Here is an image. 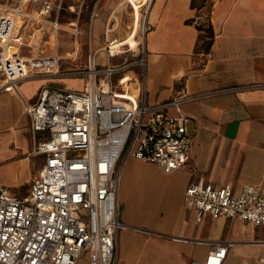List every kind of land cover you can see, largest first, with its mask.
Segmentation results:
<instances>
[{
	"label": "crops",
	"instance_id": "1",
	"mask_svg": "<svg viewBox=\"0 0 264 264\" xmlns=\"http://www.w3.org/2000/svg\"><path fill=\"white\" fill-rule=\"evenodd\" d=\"M123 1L109 11L103 42L97 39L101 27L98 16L104 4L99 6L95 0L90 6L87 58L107 40H124L131 47L137 44L134 36L143 14L136 5L138 0H130L135 18L131 28L123 21L125 26L119 30L116 9ZM205 1L201 9L192 7L191 0L150 2L146 20L151 30L144 38L147 104L178 94L198 97L181 105L190 137V159L184 168L164 173L153 163L131 157L134 168L126 171L118 188L119 219L126 227L118 233L117 264H200L213 248L212 241L234 242L221 264H256L257 257L264 255V246L252 243L264 239V226L209 216L196 222L195 210L184 202L186 187L197 182L228 185L234 193L249 184L264 194V0ZM147 2L143 0L144 11ZM205 13L212 39L204 52L199 38L204 32L197 26ZM126 29H130L127 35ZM138 56L136 48L112 56L110 62L118 65ZM63 59L61 55L60 62ZM95 61L97 66H104L105 53L98 51ZM131 71L140 79L137 68ZM77 79H81L77 90L58 87ZM83 86L84 80L78 76L44 77L23 80L14 91L0 92L1 184L31 185L38 176L32 178V149L39 135L37 139L32 136L26 109L37 101L40 90L80 91Z\"/></svg>",
	"mask_w": 264,
	"mask_h": 264
},
{
	"label": "built area",
	"instance_id": "2",
	"mask_svg": "<svg viewBox=\"0 0 264 264\" xmlns=\"http://www.w3.org/2000/svg\"><path fill=\"white\" fill-rule=\"evenodd\" d=\"M1 1L0 92L14 91L23 80L44 77L78 76L84 86L80 91L43 87L26 109L30 132L34 138L39 135L32 153L43 155L44 162L29 192L21 197L0 183V264H78L82 254L87 255V264H117L118 233L126 227L118 211L122 165L133 157L157 165L164 173L184 168L190 159V137L181 105L198 96L178 94L147 104L145 48L140 42L151 30L146 17L141 19L139 41L134 36V47L124 40H107L89 54L86 66L60 70L55 44L28 56L9 46L17 37L22 43L31 23L40 24L47 34L48 24L42 21L52 15L47 28L56 35L58 15L67 11L78 17L86 0H71L69 6L63 0ZM49 40L47 35L45 43ZM31 43L30 38L27 45ZM136 48L140 56L111 64L112 56ZM98 51L105 53L104 66L96 64ZM134 68L140 79L132 73ZM184 202L195 210L196 222L209 216L264 226V194L253 185L234 193L228 185L190 183ZM211 243L213 248L200 264H221L234 244ZM252 243L264 246V239ZM256 264H264V255L257 257Z\"/></svg>",
	"mask_w": 264,
	"mask_h": 264
},
{
	"label": "rangeland",
	"instance_id": "3",
	"mask_svg": "<svg viewBox=\"0 0 264 264\" xmlns=\"http://www.w3.org/2000/svg\"><path fill=\"white\" fill-rule=\"evenodd\" d=\"M95 0H87V7L83 8V13H81L78 17L71 12L63 11L58 15V21L60 23L59 30L57 31L56 35L55 32H52L50 29L47 28L49 26V23L46 21H50L52 17H50L48 20L42 21V24H48L46 26V32L43 34L40 30L41 25L31 23L30 28L24 32L22 43L17 42L18 37L15 38L10 46L9 50H16L19 51L21 55H29L30 53L36 54L39 53L41 50H44L46 52L49 48H51L54 44H57L59 54L63 56V61L59 62L60 70L67 69L68 67H83L86 65V58L90 50V43H89V37H90V24H91V17L89 14V8L94 3ZM97 1V0H96ZM121 0H99V6L100 4H104L103 13L100 14L101 18V27L98 32V42H103L104 39V30H105V23L108 17L109 11L119 4ZM0 3L2 1L0 0ZM71 0H63V5L65 4H71ZM136 5L139 6V12L141 15L144 13V4L143 0H138L136 2ZM123 9V10H122ZM116 11H119L117 13V19H119V30L122 26H125L126 21H128V24L131 28L134 17V5L130 0H124L122 4L116 9ZM101 13V12H100ZM119 14V15H118ZM123 17L120 21V17ZM96 17V18H98ZM94 18V19H96ZM71 22H74V24H70ZM22 23V22H21ZM127 23V22H126ZM141 23V20H140ZM139 23V28H140ZM202 24H206V14L204 15L202 19ZM139 28L136 33V39L140 38ZM130 29H126L124 32L127 35ZM39 34V35H38ZM47 35L50 36V40L48 43H45L47 39ZM36 37V38H35ZM32 40L31 46L27 45L29 43V40ZM140 42H142L140 38ZM143 43V42H142ZM74 59V60H73ZM73 60V61H72ZM74 65V66H71ZM81 79H77L75 81L70 82H63L59 83L58 87H65L69 89H79L81 85ZM43 155H33L32 164L34 167L32 178L37 176L40 173V170L43 167ZM134 168L131 162V157L127 158L126 161L122 165L121 169V177H120V184H122V181L124 179L125 173L127 170ZM141 169V167L139 168ZM143 172V171H142ZM141 174V172H140ZM141 176V175H140ZM139 179V178H138ZM139 183V180H136V186ZM4 184L9 187V189L15 193L17 196H22L27 193L30 183H25L19 186L12 187L8 183ZM78 264H87V255L82 254Z\"/></svg>",
	"mask_w": 264,
	"mask_h": 264
},
{
	"label": "trees",
	"instance_id": "4",
	"mask_svg": "<svg viewBox=\"0 0 264 264\" xmlns=\"http://www.w3.org/2000/svg\"><path fill=\"white\" fill-rule=\"evenodd\" d=\"M199 1V5H196V2ZM191 6L192 7H196L197 9H201L203 7L206 6V1L205 0H191ZM208 11V9H207ZM206 14V24H200L197 26V29L200 31L204 32V35H200V39L202 40L201 44H200V48L205 52L208 50L210 43H211V39H212V27L210 24V21L208 19V15Z\"/></svg>",
	"mask_w": 264,
	"mask_h": 264
},
{
	"label": "bare ground",
	"instance_id": "5",
	"mask_svg": "<svg viewBox=\"0 0 264 264\" xmlns=\"http://www.w3.org/2000/svg\"><path fill=\"white\" fill-rule=\"evenodd\" d=\"M150 2H151V0H148V2H147V6H146V8H145V11H144V13H143L142 18H145V17L147 16V12H148V9H149ZM21 22H22V20L20 21V23H21ZM20 23H19V24H20ZM19 24H18V26H17V28H16V31H15L14 35H16L17 32H18ZM38 35H39V34H38ZM35 38H36V37H35ZM141 40H142V42H144L143 37H141Z\"/></svg>",
	"mask_w": 264,
	"mask_h": 264
}]
</instances>
